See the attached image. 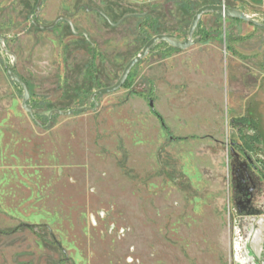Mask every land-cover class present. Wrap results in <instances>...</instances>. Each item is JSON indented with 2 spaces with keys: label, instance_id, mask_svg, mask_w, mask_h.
I'll list each match as a JSON object with an SVG mask.
<instances>
[{
  "label": "rangeland",
  "instance_id": "1",
  "mask_svg": "<svg viewBox=\"0 0 264 264\" xmlns=\"http://www.w3.org/2000/svg\"><path fill=\"white\" fill-rule=\"evenodd\" d=\"M38 3L0 0V264H264V15L206 14L93 99L228 0Z\"/></svg>",
  "mask_w": 264,
  "mask_h": 264
},
{
  "label": "water",
  "instance_id": "2",
  "mask_svg": "<svg viewBox=\"0 0 264 264\" xmlns=\"http://www.w3.org/2000/svg\"><path fill=\"white\" fill-rule=\"evenodd\" d=\"M42 1L43 0H39L36 13L39 12V10L41 8ZM210 13L217 14L219 16L226 18V19L240 20V21L252 24L254 26H263L258 21H255L254 19L250 18L249 16H247L245 13H243L240 10L230 8V7H227L225 5H206V6H203L200 9H198L197 12L195 13L193 20H192V23H191V26H190V29H189L188 38L185 41L179 42L172 35H157V36L153 37L152 39H150L147 42V44L143 48V51L141 52V54L139 56L135 57L134 59H132L128 63V65L125 67V69H124L120 79L118 80V82L110 88L98 90L96 93L93 94V96H92L93 99H95L97 96L115 93L119 89H121L125 85L127 78L129 76V74L131 73L132 69L149 54L151 48L154 45H156L157 43L165 42V43L169 44L170 46H172L176 49H180V50H186V49H188V48H190L196 44H199L201 42V39H194V34H195L199 24H200L202 17L204 15L210 14ZM61 21H65V22L70 23V20L67 19L66 17H63V16L58 17L54 21V23L52 25H49V26H41L37 22H33V23L36 27H38L41 30H52ZM80 33L84 37L87 38V34L85 32H80ZM6 39H7L6 37L0 35L1 46H4V42ZM91 43L94 44L93 42H91ZM13 57L15 58L14 55H13ZM15 66H16V58L13 62L12 67L8 68L7 76H8L10 81H12L15 84L19 85L20 87H22V89L24 91L22 107L28 113H32V108L28 105V102H29L30 97H31L29 90H28L27 86L22 82V80L16 75ZM150 106H151V108H154L153 102H150ZM85 110L86 109L70 110L68 112H61L60 111L58 113L63 115V116H69V115H73V114L78 113V112L82 113Z\"/></svg>",
  "mask_w": 264,
  "mask_h": 264
},
{
  "label": "crops",
  "instance_id": "3",
  "mask_svg": "<svg viewBox=\"0 0 264 264\" xmlns=\"http://www.w3.org/2000/svg\"><path fill=\"white\" fill-rule=\"evenodd\" d=\"M228 7L240 10L252 19L264 15V0H228ZM224 23L227 24V21ZM243 30L246 33L250 31L249 27ZM241 38L247 39L246 37Z\"/></svg>",
  "mask_w": 264,
  "mask_h": 264
},
{
  "label": "trees",
  "instance_id": "4",
  "mask_svg": "<svg viewBox=\"0 0 264 264\" xmlns=\"http://www.w3.org/2000/svg\"><path fill=\"white\" fill-rule=\"evenodd\" d=\"M246 39L244 38H241V37H232L230 38L229 40V49L230 51L232 52V54L234 56H237L239 58H244L243 56L239 55L235 49H234V44L236 42H243L245 41ZM19 86V85H18ZM20 87V86H19ZM152 102V99L150 98L149 99V103ZM152 112L153 114L158 117V115L154 112L153 108H152ZM239 122H247V119H239ZM259 139L256 138V137H250V136H247L246 138L243 139V142L241 143V146L238 147L239 151L240 152H243V153H251L253 152V149H254V145L255 144H259Z\"/></svg>",
  "mask_w": 264,
  "mask_h": 264
}]
</instances>
